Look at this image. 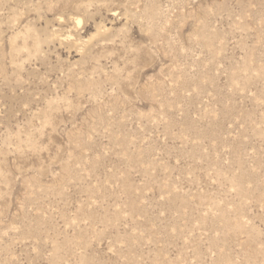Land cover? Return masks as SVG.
Returning <instances> with one entry per match:
<instances>
[{"label":"rangeland","instance_id":"1","mask_svg":"<svg viewBox=\"0 0 264 264\" xmlns=\"http://www.w3.org/2000/svg\"><path fill=\"white\" fill-rule=\"evenodd\" d=\"M0 264H264V0H0Z\"/></svg>","mask_w":264,"mask_h":264}]
</instances>
